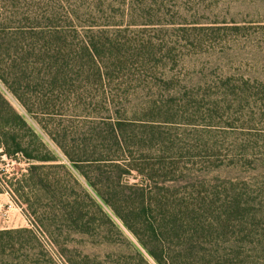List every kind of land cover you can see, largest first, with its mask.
<instances>
[{
    "label": "rangeland",
    "instance_id": "1",
    "mask_svg": "<svg viewBox=\"0 0 264 264\" xmlns=\"http://www.w3.org/2000/svg\"><path fill=\"white\" fill-rule=\"evenodd\" d=\"M8 26L43 32L34 38L42 46L47 29L59 27L72 42L83 35L100 47L108 88L118 92L110 115L135 123L145 145L136 160L154 168L172 202L196 213L180 212L200 233L183 264H264V0H0V27ZM0 93L67 167L37 172L49 180L40 186L23 176L21 158H0V231L32 233L0 234V264H156L1 80ZM86 108L107 114L96 101ZM63 113L73 121L59 127L66 141H84L73 109ZM50 119L43 124L59 122ZM61 194L85 209L78 226L54 208ZM183 241L170 244L183 250Z\"/></svg>",
    "mask_w": 264,
    "mask_h": 264
},
{
    "label": "trees",
    "instance_id": "2",
    "mask_svg": "<svg viewBox=\"0 0 264 264\" xmlns=\"http://www.w3.org/2000/svg\"><path fill=\"white\" fill-rule=\"evenodd\" d=\"M39 33L43 32L0 27L1 82L53 140L92 193L121 221L156 264L187 262L186 256L197 252L200 233L194 229L196 218L191 216L186 223L180 212L185 208L191 214L196 213L183 201L172 202L167 196L168 190L155 182L154 168L136 160L135 154L144 151L145 145L136 141L132 130L137 127L135 123L110 115L115 109L118 92L114 91V94L108 88L105 54L90 37L81 35L72 42L59 27L47 29L43 46L34 39ZM112 55L110 58L114 60L121 58ZM91 85L98 87L93 89ZM94 101L106 108V116H94L88 111L86 105ZM69 106L75 112L72 116L77 120L75 127H80V133L87 136L84 141V138L66 141L65 133L59 130L64 122H73L66 120L63 113V108ZM48 118L59 122L43 124ZM1 157L16 162L21 158L28 164V172L23 176L40 186L49 185L47 175L37 173L40 170L49 167L67 169L57 163L58 157L0 93ZM133 173L141 176L140 182H126ZM73 178L80 189L82 185ZM4 183L0 181V193L7 191ZM55 185L59 186L60 182L55 181ZM81 189L94 211L119 230L91 194ZM63 195L54 201V208L62 217H71L72 223L78 226L85 209L76 197L67 201ZM168 213L172 220L168 217L166 221L170 223L165 221ZM158 216L162 220L159 225L155 222ZM141 228L143 230H138ZM2 233L32 234L27 228L0 231ZM182 238L186 239L183 241L185 249L170 244L172 239L180 241Z\"/></svg>",
    "mask_w": 264,
    "mask_h": 264
},
{
    "label": "crops",
    "instance_id": "3",
    "mask_svg": "<svg viewBox=\"0 0 264 264\" xmlns=\"http://www.w3.org/2000/svg\"><path fill=\"white\" fill-rule=\"evenodd\" d=\"M0 195H1V193H0ZM17 221H18L21 225H22V223L25 222L23 219H20V218H19Z\"/></svg>",
    "mask_w": 264,
    "mask_h": 264
}]
</instances>
